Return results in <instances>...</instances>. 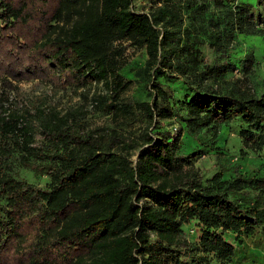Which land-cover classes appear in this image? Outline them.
I'll return each mask as SVG.
<instances>
[{"label": "trees", "instance_id": "1", "mask_svg": "<svg viewBox=\"0 0 264 264\" xmlns=\"http://www.w3.org/2000/svg\"><path fill=\"white\" fill-rule=\"evenodd\" d=\"M133 0H0V85L45 79L72 88L101 84L93 106L112 126H91L55 111L36 120L0 102V264H209L228 262L234 245L225 231L264 232V175L225 166L205 178L194 166L204 148L182 153V132L161 130L180 115L196 134L239 119L246 148L264 145V90L214 86L229 67L235 32L262 34L264 15L244 0H154L136 11ZM228 7L226 26L183 25L209 4ZM216 58L202 64L198 44ZM144 51L140 76L149 100L126 102L125 51ZM248 51L243 70H254ZM181 79L183 98L171 83ZM149 88V89H148ZM4 93V92H3ZM6 93V92H5ZM140 115L129 131L123 122ZM175 130L177 128H174ZM17 163V165H15ZM14 166L46 176L36 186ZM197 221V241L182 226Z\"/></svg>", "mask_w": 264, "mask_h": 264}, {"label": "rangeland", "instance_id": "2", "mask_svg": "<svg viewBox=\"0 0 264 264\" xmlns=\"http://www.w3.org/2000/svg\"><path fill=\"white\" fill-rule=\"evenodd\" d=\"M244 1L254 5L256 13L261 11L264 15V0ZM132 4L136 11H147L154 4V0H133ZM228 10V7L219 8L210 3L203 14L192 12L186 14L183 25L189 26L192 34L204 38L203 35L197 33V26L204 23L205 26L224 28ZM260 28L264 32V24L260 25ZM197 47L200 50L202 64H212L216 54L207 42L204 41ZM248 51H253L255 55L254 70L251 73H246L243 70V59ZM124 55L127 65L124 67L123 74L132 81L128 89L122 94L123 100L126 102L149 100L145 86L146 80L140 76L146 59L144 51H137L128 47ZM224 59H227L230 65L222 78L215 81L217 84L214 86L219 89L221 87L225 90H245L255 93L264 90V36L262 34L235 32L234 41L228 48L227 56ZM8 79L11 83L10 86L0 85V97L5 99L4 105L22 113L25 121L33 124L34 128H38L36 119L52 110L59 115L72 114L91 126H112L114 124L111 121V114L93 106L94 96L105 93V88L101 84L95 83L87 88L76 89L45 79ZM181 81L178 79L170 84L175 98H183L184 96V84ZM175 112L179 115L165 120L161 130H166L175 135L179 128L183 129L180 150L182 153L190 152L195 147L204 148V155L195 160L194 166L200 169L205 178H210L219 166L227 168L223 173L224 179L232 175L231 168L233 166H237L241 172L249 176L264 175V145L256 151L243 145L239 135V119L222 123L217 130L201 129L198 133L192 134L184 129V124L180 120V115L185 114L184 109L175 107ZM141 123L140 115L136 114L130 117L127 122H123L122 126L131 131ZM14 171L20 178L36 186H43L47 181L45 175L37 174L29 169L14 166ZM182 231L183 236L189 241H197L201 227L197 221L192 220L183 224ZM223 236L234 245V254L226 263H219L215 259H210L209 264H264V232L261 229H256L252 235L248 236H237L236 233L225 231Z\"/></svg>", "mask_w": 264, "mask_h": 264}]
</instances>
